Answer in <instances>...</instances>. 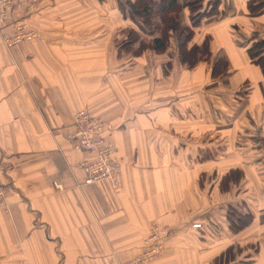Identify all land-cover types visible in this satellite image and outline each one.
Masks as SVG:
<instances>
[{"label":"crops","instance_id":"1","mask_svg":"<svg viewBox=\"0 0 264 264\" xmlns=\"http://www.w3.org/2000/svg\"><path fill=\"white\" fill-rule=\"evenodd\" d=\"M225 1L220 19L193 27L211 57L191 69L172 41L120 55L118 0H42L29 19L40 41L0 38V264H123L154 223L171 233L145 264H264V75L246 53V29L264 39V13ZM80 109L111 124L117 187L84 182L89 155L68 138Z\"/></svg>","mask_w":264,"mask_h":264},{"label":"rangeland","instance_id":"2","mask_svg":"<svg viewBox=\"0 0 264 264\" xmlns=\"http://www.w3.org/2000/svg\"><path fill=\"white\" fill-rule=\"evenodd\" d=\"M41 1L42 0H38L37 3L35 5H33L34 7L31 10H25L21 7L18 8L19 9L18 13H14V17L16 18V20L21 19L22 22H27L30 26H32V25L34 26V24L30 23L29 19H30L31 14H33L32 12L35 11V13H36L38 11ZM66 1L70 2L72 0H66ZM118 1L120 3H122L123 10L125 8L127 11V13H126V15H127V29H125L126 30L125 31L126 37L123 38V36H121V38H120L121 40H123V39L126 40V43H123L122 45L119 46L118 53H120V55L125 53V54H128V56L130 55L132 57V56H135L138 54L140 55L142 53V50L145 51V53H150V52L152 53L153 49L163 51V50H166L170 46L169 41H172L174 43V50L177 51V53H178L177 56L179 57L180 62L186 63V65L188 67H190V69L194 68L198 64L199 61H206V59L209 60V58L211 57L210 51L206 52L207 48L203 47L204 42L208 41L209 37L208 38L206 37L200 43L198 42L197 44H192V39L194 37V30H195L193 28V26L196 27V25L200 24L202 19L208 18L209 16H214L216 19H220L222 17V16H216L213 14L209 15V16L202 17V13L206 12L209 9L208 7L211 5L212 6L215 5L214 9L216 10V12H219V11L224 12V10L228 9V6H227V3L225 0H189V1L181 0V1H177L178 2L177 6L174 9L172 8V10L170 9L167 11V9H165V7H159L156 10L155 9L152 10V15H150V14L144 15L143 14V16L142 15L140 16V15L134 14L135 15L134 16V15H132V12H131L132 9H131L130 5H128L126 3L127 0H118ZM75 7L76 6H74V8ZM152 7L155 8V6H152ZM183 9H185L184 13L182 12ZM71 15H73V14H70V10L68 9V10H66V12L63 11V15H62L63 17L62 18L65 19L66 23L71 22L72 19L73 20L75 19V18H73L74 16H71ZM186 16H188V20H189L188 23L185 22ZM200 17H202V18L200 19ZM198 19H200V20L198 22H196ZM83 21H85V18L81 20V22H83ZM112 21H111V24L113 23ZM193 22H196V24L193 25ZM139 25L147 26L146 31L145 30H139L140 29ZM6 27L1 28V26H0V38H1L2 43H3V41H2V35L1 34H3L5 32ZM183 27L192 28L193 33H192L191 39H189V41H187V43L185 45L183 43V46H182V44L179 41L182 40L183 35L186 33V30L184 32L183 29H185V28H183ZM239 29H240V31H242V33H243V31L245 32V30L241 29V27H239ZM133 30L136 31L137 33L132 32ZM181 30H182V32H181ZM238 33H240V32H238ZM155 34H158L159 38H161V40H162V41H160L162 43L161 47L157 46V44L155 45V43L153 44L154 39H155L154 38ZM234 35L235 34H233V36ZM246 35H247V37H246L247 43L251 37H254L256 39H262V37L259 35V33L254 29H250V30L246 29ZM181 36H182V38H181ZM134 37H136V40L133 39ZM241 40H243V39H241ZM116 41H118L117 37H116ZM243 43L246 44V40H244ZM208 46H209V41H208ZM193 47H196L195 51H193V49H194ZM182 56H184V58H185L184 61L182 60ZM212 59H214L213 60L214 61L213 67L216 64V61L219 59L226 61V59H224L223 57L218 58V57L212 56ZM226 66H227V62H225V65L218 63L216 65V67H214L215 68V74L213 73V75L216 77L219 75H224L225 73L221 74V71L225 68L227 70ZM213 67H212V69H213ZM212 72H213V70H212ZM72 131H73V129H72ZM71 133L72 132H70L68 134V138H69V135ZM70 141H71V139H70ZM195 223H198L200 226L197 228L193 227V224H195ZM201 225L202 224L199 222H193V223L191 222V227L194 230H198L201 227ZM156 227L158 229L165 230V232H166L165 234H163V237L161 238L162 242H164V246H163L161 253H159L158 255H155L153 258H150V260H148V261H144L143 263H137V264H145V263H149L150 261H156L164 255V252L167 249L166 248L167 238L169 237L171 230H169V228L165 227V225L160 226L159 224L154 223V224H152V226H150L149 232L152 231ZM148 234H147V237H148ZM146 238L143 241V244H144L143 248H145ZM135 258L136 257L134 256L132 259L127 260V261H123L122 263L127 264L126 262H130L131 260H133ZM222 258L224 259L223 261H225V259L227 261H229L230 256H229V254H224L222 256Z\"/></svg>","mask_w":264,"mask_h":264},{"label":"built area","instance_id":"3","mask_svg":"<svg viewBox=\"0 0 264 264\" xmlns=\"http://www.w3.org/2000/svg\"><path fill=\"white\" fill-rule=\"evenodd\" d=\"M38 0H0V26L6 27L2 35V41L6 47H14L25 42L41 40V34L32 25L22 20H16L14 13L18 8L25 10L33 9ZM73 131L69 135L71 146L75 150L88 153V157L81 161L82 168L86 173L84 182L109 181L113 187L119 184L120 160L115 153L113 143L108 140L107 133L112 129L106 118L94 116L87 109H80L74 113ZM59 188L58 185H56ZM5 190L0 183V207L5 203ZM198 223L193 224L197 228ZM165 230L154 228L149 232L145 240V248L136 254V258L127 264L143 263L155 255L161 253L164 242L161 238Z\"/></svg>","mask_w":264,"mask_h":264},{"label":"trees","instance_id":"4","mask_svg":"<svg viewBox=\"0 0 264 264\" xmlns=\"http://www.w3.org/2000/svg\"><path fill=\"white\" fill-rule=\"evenodd\" d=\"M177 1H179V0H127L126 3L128 5H130V7L132 9L131 10L132 15L135 14V15H140V16L142 15L143 16V14L144 15H148V14L152 15V10L153 9L156 10L159 7H165V9H167V11L170 9L172 10V8L174 9L177 6V3H178ZM186 1H189V0H186ZM152 6H155V8H153ZM208 8L209 9L206 12L202 13V17L209 16L212 14L216 15V16H222L223 15L222 11L216 12V10L214 9L215 5L214 6L211 5ZM120 9L123 10L122 3H120ZM246 9H247L246 12L248 13L249 16L250 15H254V16L261 15L264 13V0H247ZM202 17H200V19ZM200 19H198L196 22H198ZM196 22H193V25H195ZM190 27H183V28H185L183 30H184V32L186 30V33L183 35V38L181 36L182 40L179 41L182 44V46H183V43L185 45L187 43V41H189V39H191L193 30ZM193 27H195V26H193ZM139 28H140L139 30H145L146 31L147 26L139 25ZM132 32L137 33L134 30ZM181 32H182V30H181ZM133 39L136 40V37H134ZM155 40L156 41L158 40L160 42L161 38L155 37L154 41ZM203 47L207 48L206 52L209 51L208 41L204 42ZM193 48H194L193 51H195L196 47H193ZM246 53L248 54L250 60L252 62H254L256 64V66H259V68L262 71V74L264 75V39H256L254 37H251L247 43ZM184 59H185L184 56H182L183 61H184ZM225 62H226L225 60L223 61V60L219 59L216 61V64L214 67H216V65L218 63L225 65ZM214 67H213V73L215 74V68ZM226 71H227L226 68L223 69L221 71V74L226 73ZM251 216L252 215L249 213V214L244 216V219L239 218V220L236 223H232L233 231H237V230H240L243 227H245V224L246 223L248 224L251 221V219H252Z\"/></svg>","mask_w":264,"mask_h":264}]
</instances>
